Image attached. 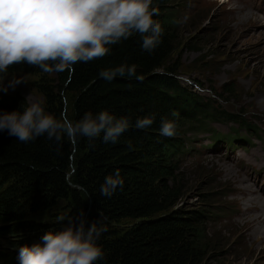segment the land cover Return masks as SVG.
Listing matches in <instances>:
<instances>
[{
	"label": "trees",
	"instance_id": "16d2710c",
	"mask_svg": "<svg viewBox=\"0 0 264 264\" xmlns=\"http://www.w3.org/2000/svg\"><path fill=\"white\" fill-rule=\"evenodd\" d=\"M152 7L159 9L154 19L163 34L151 52L142 49L141 37L134 33L110 45L103 58L76 63L71 73H44L27 64L0 73V78L18 72L33 75L31 84L45 111L57 119L63 113L75 123L86 113L106 110L128 120L114 143L104 142L103 133L92 139L77 136L75 141L45 134L23 143L0 131V236L11 237L12 246H31L46 231L67 227L83 212L86 228L93 222L106 227L97 240L104 257L96 264H206L213 238L203 212L178 206L186 185L176 162L188 132L204 126L209 116H224L210 108L208 98L182 90L175 80L178 67L170 59L181 32L175 2L153 0ZM121 65L134 66L136 75L101 77L102 71ZM25 100L19 93L0 90V111H22ZM144 117L153 118V123L138 129L137 119ZM162 119L175 123L174 136L161 135ZM116 170L123 188L111 197L101 196L105 178ZM57 207L51 222L26 219ZM121 220L131 224L122 230L109 224ZM4 257L0 255V261ZM10 262L20 264L18 254L7 256L2 264Z\"/></svg>",
	"mask_w": 264,
	"mask_h": 264
},
{
	"label": "rangeland",
	"instance_id": "374dc122",
	"mask_svg": "<svg viewBox=\"0 0 264 264\" xmlns=\"http://www.w3.org/2000/svg\"><path fill=\"white\" fill-rule=\"evenodd\" d=\"M173 1L181 21V32L170 63L178 67L175 80L181 89L195 94L194 86L184 79H197L209 88L197 92L207 95L210 108L227 119L257 125L261 130L260 137L253 132L247 142L230 147L223 140L209 146L214 138L207 133L195 136L193 143L188 144L189 150L180 153L176 162L186 185L178 206L203 212L208 235L213 238V248L204 260L206 264H264V243L254 247L261 219L239 218L245 210L244 197L239 193L243 185L257 187L259 193L264 194V144L258 143L264 141V26L258 18L257 22L247 20L240 27L241 20L232 17L240 14L241 9L257 12L261 17L264 14L258 12L262 10L253 0H235L248 5H233L236 4L234 0H227L229 3H225L226 0ZM260 2L262 0H257V4ZM16 79L20 83L8 87L9 81ZM33 79V75L18 72L0 78V83L7 87L9 94L19 93L24 98L29 96L40 101V93L31 84ZM232 126L230 121L216 122L211 128L227 132ZM227 168L232 171H226ZM205 195L208 201L204 200ZM234 196L236 200L232 199ZM259 197L264 201L263 196ZM235 201L238 204L236 216L230 222L224 220L237 207ZM58 209L41 210L26 219L51 222ZM109 224L122 230L131 221ZM10 239L7 235L0 236V255L4 258L10 255L13 259L19 247L12 246Z\"/></svg>",
	"mask_w": 264,
	"mask_h": 264
},
{
	"label": "clouds",
	"instance_id": "9594fccd",
	"mask_svg": "<svg viewBox=\"0 0 264 264\" xmlns=\"http://www.w3.org/2000/svg\"><path fill=\"white\" fill-rule=\"evenodd\" d=\"M153 0H0V73L12 65L39 67L44 73L73 72V65L101 59L134 33L142 40L141 47L151 52L161 42L163 28L154 16L159 9ZM186 19V18H185ZM104 79L135 76V67L121 65L100 73ZM20 83L10 80L8 87ZM0 90L7 87L0 83ZM22 111H0V131H7L18 141L27 143L41 135L60 141L66 136L89 139L103 133L104 142H116L127 129L126 118H116L106 110L95 115L86 113L79 121L66 114L57 119L45 111L41 101L27 97ZM153 118H138L136 127L151 126ZM173 121L162 119L160 133L175 135ZM124 180L119 170L105 178L100 195L111 197ZM83 212L75 221L59 230L46 231L39 242L23 245L18 250L20 264H96L104 253L97 244L106 227L93 222L85 227Z\"/></svg>",
	"mask_w": 264,
	"mask_h": 264
},
{
	"label": "bare ground",
	"instance_id": "6f19581e",
	"mask_svg": "<svg viewBox=\"0 0 264 264\" xmlns=\"http://www.w3.org/2000/svg\"><path fill=\"white\" fill-rule=\"evenodd\" d=\"M241 13L236 15V16H232L235 17L237 19H240L238 22V26L240 25L243 26V24H245L246 22H248L247 20H253V22H257L258 18L261 21V25L264 26V18L261 17L257 12H253V11H247L245 9H241ZM257 15V16H255ZM254 18V19H253ZM226 171H232L231 168H227ZM256 187V186H255ZM239 191V190H238ZM257 191V193H256ZM239 193H242V196L244 197L242 200L245 201V210L244 212L240 215L239 218H241V220H245L248 218H254V217H259L261 220H259V222L261 223V225L258 228V233L256 234V241L254 242V247H259L260 243H264V201L260 199V196L264 197V194L261 195L259 193V189L256 187L255 189L251 188L248 185H243L242 189L239 191ZM255 209H257V211H255ZM243 218V219H242Z\"/></svg>",
	"mask_w": 264,
	"mask_h": 264
}]
</instances>
